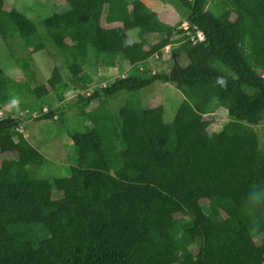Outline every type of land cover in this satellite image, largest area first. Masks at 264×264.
Returning a JSON list of instances; mask_svg holds the SVG:
<instances>
[{
    "label": "trees",
    "instance_id": "trees-1",
    "mask_svg": "<svg viewBox=\"0 0 264 264\" xmlns=\"http://www.w3.org/2000/svg\"><path fill=\"white\" fill-rule=\"evenodd\" d=\"M67 1L43 24L69 78L53 65L31 86L34 72L19 59L24 80L11 85L0 66V109L26 93L62 103L78 88L73 106L88 122L66 129L73 162L56 177L38 174L47 159L12 130L20 120L0 117V151L17 153L0 162V264H264V149L255 130L264 119V0H170L204 33L195 44L143 0ZM15 35L31 53L46 48L35 23L0 0V37ZM88 45L96 68L118 56L130 66L87 94L96 76L85 69ZM167 45L170 68L144 72L141 62L163 60ZM155 80L184 97L171 122L140 97L110 108L109 97ZM18 86L27 90L13 96ZM220 110L228 117L215 131L208 118Z\"/></svg>",
    "mask_w": 264,
    "mask_h": 264
},
{
    "label": "rangeland",
    "instance_id": "rangeland-1",
    "mask_svg": "<svg viewBox=\"0 0 264 264\" xmlns=\"http://www.w3.org/2000/svg\"><path fill=\"white\" fill-rule=\"evenodd\" d=\"M152 10L158 13L159 17L177 27L184 21L181 9L170 0H143ZM5 7H15L20 12L30 18L36 25L39 34L44 38L46 45L45 49L31 53L23 44L19 35L3 39L0 37V66L2 67L6 76L11 78V85L13 81L24 80V70L18 65L17 60L23 59L27 61L34 72L35 79L30 84L31 86L42 84L50 75L53 65H57L62 75L68 79L69 72L64 64L61 53L55 46L46 38L45 27L43 19L55 12H62L69 8L67 0H5ZM137 31L131 30L130 35L132 39L136 38ZM87 64L85 69L93 72L94 69L99 71L96 75L94 86L88 91H91L95 86H102L109 84L113 78L120 76L129 68V62L122 56H118L116 64L107 68H96V51L92 45L87 46ZM172 58L169 54V49H164V59H159L156 55L152 56L145 62L141 63L144 72H154L160 68H170ZM187 60L180 62L185 65ZM26 88L18 86V88L11 89L14 96L17 91L26 92ZM77 92V91H76ZM136 93L131 94L128 91H121L114 95L112 100L117 103H123L129 97H140L145 107L162 106L163 121L171 122L175 113L183 100V95L177 89L174 83L155 80L150 84L138 89ZM68 93V94H67ZM66 93L68 103H73L76 100L77 93ZM95 102V101H94ZM67 103V104H68ZM63 104V103H60ZM93 103L88 105L86 109L93 107ZM46 107V108H45ZM58 107V100L53 93H48L43 100L31 94H25L13 102L4 104L2 106L1 115L17 117L22 121L23 127L26 130L27 141L34 146L47 159V165L39 170L40 176H66L69 174V166L73 160L71 156L74 153V146L71 138L67 135L66 129L73 127L82 131L84 125L88 122L80 115L79 107L72 106L70 111L58 113L51 119H38L39 115ZM67 107V106H66ZM112 109H115L113 102ZM227 114L224 110H220L213 115H210V127L215 131H219L223 122L227 119ZM19 122V123H20ZM19 125V126H18ZM13 127L14 132L21 129V124ZM255 130L258 134L259 144L264 149V119L257 125ZM17 158V153L13 151L1 152L0 162L3 159ZM54 194L59 196V192L54 190ZM200 203L206 206V199H201Z\"/></svg>",
    "mask_w": 264,
    "mask_h": 264
},
{
    "label": "crops",
    "instance_id": "crops-1",
    "mask_svg": "<svg viewBox=\"0 0 264 264\" xmlns=\"http://www.w3.org/2000/svg\"><path fill=\"white\" fill-rule=\"evenodd\" d=\"M148 60V59H147ZM143 62H145V61H143ZM143 62H141V63H143ZM95 70V69H94ZM100 71V70H99ZM99 71H96V75H99ZM126 71H124V73H125ZM124 73H122L121 75H124ZM95 79H96V76H95ZM94 86V84H92V85H90L89 86V88L86 90V93H88V90L89 89H91V87H93ZM77 91V92H76ZM72 92L74 93H79V92H81L78 88H76V89H73V90H70L69 91V93H71L72 94ZM68 94V93H67ZM77 97V96H76ZM112 98L113 97H109L108 98V103H109V106H110V108L112 109V107L111 106H113V102L115 103V109H112V110H117V109H119L123 104H124V102L126 101H124L123 103L121 102V103H117V101H115V100H112ZM67 99H68V97L66 98V95H65V99L63 100V106H67V108L65 109V111H64V114H65V112H67V110L68 111H70V108L73 106V104H74V102L73 103H68V101H67ZM128 99V98H127ZM141 102H142V99H141ZM68 103V104H67ZM93 103V105L95 106L96 105V101L94 102V101H91L88 105H90V104H92ZM60 105V102L58 101V106ZM87 105V106H88ZM93 106V107H94ZM142 106L144 107V108H147V107H145L144 105H143V103H142ZM93 107H91V108H93ZM46 108V107H45ZM56 107H54V108H51V109H55ZM87 108V107H86ZM91 108H89V109H91ZM148 108H152V107H148ZM1 111H2V109H0ZM56 116V115H55ZM19 124H21V126H22V128L21 129H18L19 131L18 132H20V133H22L23 134V136H25L26 138H28L27 137V134H26V130L24 129V127H23V123H22V121L19 123ZM19 126V125H18ZM14 138L15 139H17L16 138V136H14Z\"/></svg>",
    "mask_w": 264,
    "mask_h": 264
},
{
    "label": "built area",
    "instance_id": "built-area-1",
    "mask_svg": "<svg viewBox=\"0 0 264 264\" xmlns=\"http://www.w3.org/2000/svg\"><path fill=\"white\" fill-rule=\"evenodd\" d=\"M179 27L184 30L185 35H187L191 43L195 44L205 41L204 33L200 29H198L195 24H189L188 22L183 21ZM165 49L166 50L168 49V45L165 47ZM0 117L2 118L1 110H0Z\"/></svg>",
    "mask_w": 264,
    "mask_h": 264
}]
</instances>
